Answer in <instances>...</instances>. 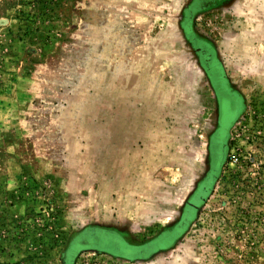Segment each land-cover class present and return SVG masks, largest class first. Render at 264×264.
I'll return each mask as SVG.
<instances>
[{
  "label": "rangeland",
  "instance_id": "1",
  "mask_svg": "<svg viewBox=\"0 0 264 264\" xmlns=\"http://www.w3.org/2000/svg\"><path fill=\"white\" fill-rule=\"evenodd\" d=\"M193 38L246 120L170 238L214 102ZM0 264H264V0H0Z\"/></svg>",
  "mask_w": 264,
  "mask_h": 264
},
{
  "label": "flooded vegetation",
  "instance_id": "2",
  "mask_svg": "<svg viewBox=\"0 0 264 264\" xmlns=\"http://www.w3.org/2000/svg\"><path fill=\"white\" fill-rule=\"evenodd\" d=\"M194 43L199 49L200 64L207 72L208 81L210 83L209 89L213 95L212 98L214 102L210 107V112H208L209 117L206 135L207 148L204 160L205 171L203 176L196 183V187L191 193L189 200L197 194L196 192L199 191L202 186L206 185V179L212 171L219 168V174L221 167H218V165L224 158L223 151L226 147L228 151V142L231 138L232 130L236 125L244 123V120H246V118L242 116L244 99L242 93L238 89L227 86L226 76L223 73L222 66L210 46L206 42L198 39H195ZM231 121H233V123L230 125L228 140L225 145L224 128H226V126L228 127ZM218 174L215 179H217ZM200 205L193 211V215ZM123 247L124 244H121L119 250L122 251ZM127 250L129 251V249ZM134 250L135 249L132 248L129 252H134Z\"/></svg>",
  "mask_w": 264,
  "mask_h": 264
},
{
  "label": "water",
  "instance_id": "3",
  "mask_svg": "<svg viewBox=\"0 0 264 264\" xmlns=\"http://www.w3.org/2000/svg\"><path fill=\"white\" fill-rule=\"evenodd\" d=\"M193 41H195L194 38H193ZM227 128H228L227 126H226V128H224V132L226 131ZM221 165H222V162L218 165V167L219 166L221 167ZM218 169L212 171L209 174L208 178L206 179V185L202 186L199 189V191L196 192L197 194L195 196H193L190 200H188L186 207H185V210H184V214L182 216V222L169 235L170 238L176 237L177 235L182 233V231L185 229V227L190 222L192 215H193V211L197 208L198 205H200L202 202H204V200L207 198V196H208V194L212 188V185L214 183L215 177L218 174ZM122 249H123L122 251H124V252H129L130 249H132V248H130L124 244V247ZM127 249H129V251Z\"/></svg>",
  "mask_w": 264,
  "mask_h": 264
}]
</instances>
